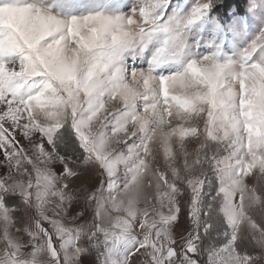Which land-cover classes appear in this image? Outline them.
I'll use <instances>...</instances> for the list:
<instances>
[{
  "label": "snow or ice",
  "instance_id": "snow-or-ice-1",
  "mask_svg": "<svg viewBox=\"0 0 264 264\" xmlns=\"http://www.w3.org/2000/svg\"><path fill=\"white\" fill-rule=\"evenodd\" d=\"M0 264H264V0H0Z\"/></svg>",
  "mask_w": 264,
  "mask_h": 264
},
{
  "label": "trees",
  "instance_id": "trees-1",
  "mask_svg": "<svg viewBox=\"0 0 264 264\" xmlns=\"http://www.w3.org/2000/svg\"><path fill=\"white\" fill-rule=\"evenodd\" d=\"M228 3L235 7L237 4L243 5L244 0H228Z\"/></svg>",
  "mask_w": 264,
  "mask_h": 264
}]
</instances>
